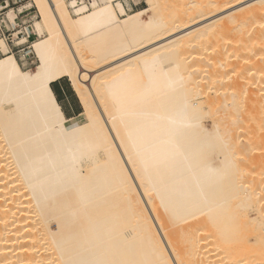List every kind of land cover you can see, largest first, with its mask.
Returning <instances> with one entry per match:
<instances>
[{"label":"bare ground","instance_id":"obj_1","mask_svg":"<svg viewBox=\"0 0 264 264\" xmlns=\"http://www.w3.org/2000/svg\"><path fill=\"white\" fill-rule=\"evenodd\" d=\"M95 1L5 14L0 264H264V0Z\"/></svg>","mask_w":264,"mask_h":264},{"label":"rangeland","instance_id":"obj_2","mask_svg":"<svg viewBox=\"0 0 264 264\" xmlns=\"http://www.w3.org/2000/svg\"><path fill=\"white\" fill-rule=\"evenodd\" d=\"M12 1H14V3H16L14 6L11 5V2L9 0V4H10L9 8H7L6 10L0 12V25L1 26L3 25V24H1V22L4 21L5 14L7 13L8 10H12V11L15 12L20 7H24L26 5V3L28 1H30V0H12ZM148 1L149 0H135V1L132 2V0H121V2H122V4H123V6H124V8H125L127 13H131L132 11L134 12V11H137V10L145 9L147 7V2ZM0 2H2V1L0 0ZM94 3H96L95 0H94ZM1 4L3 5V3H1ZM36 16H37V11H36V9L34 7H32V8H29V9L28 8L24 9L23 10V14L18 15L17 17H15V16L11 17V20H12V23H15L16 25L20 26L21 22H27V24L25 26H29V25H32L33 19L37 18ZM15 19H17V20H15ZM7 26H9V30H8L9 32H8V34H5V39H6L7 43H8V45H9V47L12 49L11 41L15 45L16 40H17L15 38V35H17V36L19 35V37L21 38L20 35H22L21 33H24V32H23V29L21 30L18 27L16 28V27L12 26L11 29H10L9 22H7ZM25 26H23V28H25ZM22 39H24V37ZM37 39H38L37 36L31 37V39L29 41L30 44H31V42H33L34 40H37ZM20 50H22V51L19 52L18 54L15 52L14 49L12 50V52L15 55L16 59L18 60L20 68L22 70H26V69L27 70H35V67H36V64H37V60H36L32 50H31V48L27 49V46L25 45V47L24 46L20 47ZM84 54L89 56L88 52H84ZM59 82L62 85H65V86L69 87L70 89H72V87L70 86V83L68 82V80L66 78L60 80ZM75 97H77V96H75ZM66 119H67V122L65 124L66 128H70L71 126L76 125V124H82V123H84L86 121V117L83 114V110H82V114L80 116H78L76 118H71V119L66 118Z\"/></svg>","mask_w":264,"mask_h":264},{"label":"crops","instance_id":"obj_3","mask_svg":"<svg viewBox=\"0 0 264 264\" xmlns=\"http://www.w3.org/2000/svg\"><path fill=\"white\" fill-rule=\"evenodd\" d=\"M51 87L55 98L57 102H59V105L66 118H76L82 114V108L72 89L65 85H62L59 81L53 83Z\"/></svg>","mask_w":264,"mask_h":264},{"label":"built area","instance_id":"obj_4","mask_svg":"<svg viewBox=\"0 0 264 264\" xmlns=\"http://www.w3.org/2000/svg\"><path fill=\"white\" fill-rule=\"evenodd\" d=\"M2 2H0V6L2 7V10H0V12H2V11H4V10H6L7 8H9V6H10V4H9V0H1ZM10 2H11V5L12 6H14L16 3H14V1H12V0H10ZM1 3H3V5L1 4ZM4 23H5V19H4V21H2L1 22V24H3L2 26L0 25V37H3L4 39H5V34H8V30H6L5 28H4ZM27 24V22H21V24H20V26L19 25H16V28L18 27L19 29H24L23 28V26H25ZM22 35L24 36V38H25V43L24 44H22V45H20V46H16V45H14L13 43H12V41H11V44H12V49L9 47V45H8V43H7V45H8V47H9V50H10V52H12V50L14 49L15 50V52L18 54L19 52H21L22 50H20V47H25V45L27 46V49H30V39H31V37H34L32 34L31 35H25L24 33H22ZM5 41H6V39H5ZM7 42V41H6ZM22 49V48H21ZM0 56H1V54H0ZM28 57V56H27Z\"/></svg>","mask_w":264,"mask_h":264},{"label":"snow or ice","instance_id":"obj_5","mask_svg":"<svg viewBox=\"0 0 264 264\" xmlns=\"http://www.w3.org/2000/svg\"><path fill=\"white\" fill-rule=\"evenodd\" d=\"M49 79H51V77H49ZM45 92L47 93V84L46 83H45ZM166 264H176V262L175 261H167Z\"/></svg>","mask_w":264,"mask_h":264},{"label":"trees","instance_id":"obj_6","mask_svg":"<svg viewBox=\"0 0 264 264\" xmlns=\"http://www.w3.org/2000/svg\"><path fill=\"white\" fill-rule=\"evenodd\" d=\"M52 88V87H51Z\"/></svg>","mask_w":264,"mask_h":264}]
</instances>
